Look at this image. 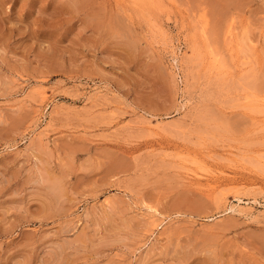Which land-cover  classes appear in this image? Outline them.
I'll list each match as a JSON object with an SVG mask.
<instances>
[{"label": "rangeland", "instance_id": "374dc122", "mask_svg": "<svg viewBox=\"0 0 264 264\" xmlns=\"http://www.w3.org/2000/svg\"><path fill=\"white\" fill-rule=\"evenodd\" d=\"M0 264H264V0H0Z\"/></svg>", "mask_w": 264, "mask_h": 264}]
</instances>
